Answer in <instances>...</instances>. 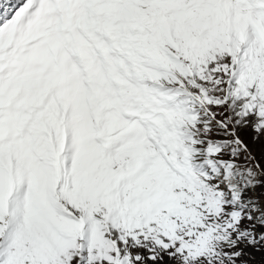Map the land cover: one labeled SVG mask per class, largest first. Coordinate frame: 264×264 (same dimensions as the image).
<instances>
[{
  "label": "snow or ice",
  "instance_id": "obj_1",
  "mask_svg": "<svg viewBox=\"0 0 264 264\" xmlns=\"http://www.w3.org/2000/svg\"><path fill=\"white\" fill-rule=\"evenodd\" d=\"M0 264H264V0H0Z\"/></svg>",
  "mask_w": 264,
  "mask_h": 264
}]
</instances>
